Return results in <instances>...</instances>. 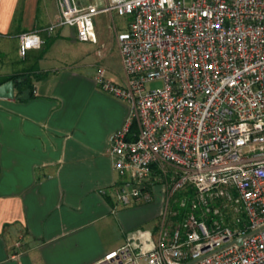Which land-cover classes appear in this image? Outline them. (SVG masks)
<instances>
[{"label": "built area", "instance_id": "2783aa9c", "mask_svg": "<svg viewBox=\"0 0 264 264\" xmlns=\"http://www.w3.org/2000/svg\"><path fill=\"white\" fill-rule=\"evenodd\" d=\"M44 29L93 43L92 18L127 17L115 35L122 85L94 82L129 108L107 138L115 201H160L156 242L133 238L102 261L124 264H264V0H108L102 9L56 0ZM17 53L38 50L35 32ZM155 83L158 87L146 89ZM186 209L170 217L169 200ZM167 218L170 220L167 222ZM240 239L239 243H234Z\"/></svg>", "mask_w": 264, "mask_h": 264}, {"label": "crops", "instance_id": "0c3cea01", "mask_svg": "<svg viewBox=\"0 0 264 264\" xmlns=\"http://www.w3.org/2000/svg\"><path fill=\"white\" fill-rule=\"evenodd\" d=\"M75 1L100 9L108 2ZM56 15V0H0V81L33 77L29 98L13 85L12 98H0V264H119L121 257L102 259L130 238L145 250L156 242L160 201H115L107 138L129 108L86 77V43L73 29L45 34ZM94 18L93 45L103 41ZM26 32L42 44L19 58L17 36ZM74 41L78 58L60 62Z\"/></svg>", "mask_w": 264, "mask_h": 264}, {"label": "rangeland", "instance_id": "374dc122", "mask_svg": "<svg viewBox=\"0 0 264 264\" xmlns=\"http://www.w3.org/2000/svg\"><path fill=\"white\" fill-rule=\"evenodd\" d=\"M96 9H100V8L96 6ZM97 19L101 20V22L97 26L98 27L97 29L100 32L103 41H101V43L99 41V44H94V45L86 43L83 46V47L86 46V58H83L84 63H86V77L91 79L92 77H95L98 71H102V75L105 81H108L114 85H119L121 84V80L123 76H122L120 60L116 48L117 46L115 41V34L113 33L112 27L113 26L115 27L116 34H118L123 30L125 24L128 23V18L125 16L124 17L116 16L115 13H112L111 18H109V16L103 13H99L94 18V25ZM72 43H70L71 45L69 44V47H65L63 52L60 53L61 55L59 59L60 62L65 60L66 63H68V61L69 63H72L74 60L78 58L79 51L77 49V45H75L76 42L74 41V45ZM158 86H159L158 84L150 83V84H146L145 88L152 89ZM96 87L98 88V90L103 92L98 86ZM115 100L119 102H123L116 98ZM123 103L126 104L125 102ZM188 193L189 192H187V188L185 187L182 190L173 194V196L169 200V206H171L175 201L183 197H189L190 194ZM166 221L169 222L170 220L167 218Z\"/></svg>", "mask_w": 264, "mask_h": 264}, {"label": "trees", "instance_id": "16d2710c", "mask_svg": "<svg viewBox=\"0 0 264 264\" xmlns=\"http://www.w3.org/2000/svg\"><path fill=\"white\" fill-rule=\"evenodd\" d=\"M32 79L33 77L29 73H21L13 76L6 77L0 81V85L11 81L14 88L17 90L18 94L26 93L24 98H29L31 96L32 90ZM22 98V99H24ZM170 211H178L179 215L175 217H170L172 222H176L180 219L181 215L186 212V209L179 210L173 203L170 206Z\"/></svg>", "mask_w": 264, "mask_h": 264}, {"label": "water", "instance_id": "95a60500", "mask_svg": "<svg viewBox=\"0 0 264 264\" xmlns=\"http://www.w3.org/2000/svg\"><path fill=\"white\" fill-rule=\"evenodd\" d=\"M13 95V86L12 82L8 81L0 85V98L2 99H11ZM240 239L234 241V243L238 244ZM190 262L189 264H191ZM121 264V262H119Z\"/></svg>", "mask_w": 264, "mask_h": 264}]
</instances>
